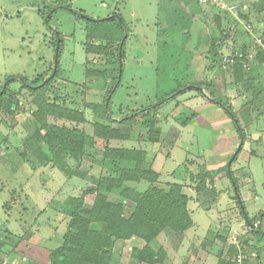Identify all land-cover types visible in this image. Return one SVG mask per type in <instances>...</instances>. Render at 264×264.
<instances>
[{"label": "rangeland", "instance_id": "obj_1", "mask_svg": "<svg viewBox=\"0 0 264 264\" xmlns=\"http://www.w3.org/2000/svg\"><path fill=\"white\" fill-rule=\"evenodd\" d=\"M241 1L228 0L229 3ZM250 3L253 19L264 22V0H250ZM59 4L70 8L50 10ZM78 12L92 20L118 13L123 21L116 17L97 24ZM217 14H220L219 7L203 5L199 0H0V90L9 78L17 76L6 86L0 109V264H42L37 259L43 260L47 252L36 250V261L30 260L24 248L31 247L24 243L47 250L59 247L70 220L69 200L96 185L102 175H118L123 168L133 167L130 162L104 159V145L98 142L91 155L69 159L67 168L71 172L53 162L42 164L25 148L26 138L37 130L33 115L38 109L33 103L36 93L29 87L51 79L54 70L57 76L47 87L50 101L82 111L84 119L49 116L50 122L91 133L94 123L117 126L118 121L136 116L133 123L121 126L130 138L111 140L110 144L146 148L149 155L145 167L160 173L155 185L165 189L174 182L183 185L190 197L189 207L195 223L187 232L193 231L190 238L195 243H203L205 239L213 241L219 234L227 238L228 244L237 240L248 256V264H264V240L255 247L245 243L253 235L235 198L237 192L226 168L229 156L221 158L217 154L221 153V144L239 141V133L234 126L225 129L224 121L219 129H211L207 121L197 119L195 110L202 108L204 101H210L206 100L210 94L226 101L230 82L235 87L233 109L242 122L245 139H241L243 150L232 163L231 171L240 187L245 210L254 219L264 211V124L258 118L248 124L258 115L256 97L262 92L249 82L250 78L240 82L235 71L232 76L233 67L226 70L215 67L214 62L220 57L213 47V38L216 35L224 40L222 33H226L229 23L222 14V27L218 28ZM88 31L98 36L105 33L121 41L128 36L124 58L118 59L116 42L88 40ZM226 35L231 38V34ZM237 36L240 39L241 35ZM87 42L106 44V50L100 54L86 52ZM231 45L232 41L226 42L223 49L230 52ZM195 83H201L203 88H192ZM114 87L116 91L109 104L110 96H107ZM242 87L250 89L255 99L240 100ZM174 90H177L175 97L156 110L155 106ZM150 106L153 108L146 115H135L136 110ZM217 107L222 111V107ZM105 108L116 123L101 117ZM208 113L207 116L219 121V115ZM155 119L163 135L161 142L153 145L144 139L149 136L148 124ZM207 172L211 175L201 189V175ZM131 185L144 191L151 184L141 181ZM117 192L111 194L112 201L121 200ZM93 201L94 195L85 196L86 207H91ZM263 217L262 213L258 215L255 227L261 224L264 229ZM98 227V224L92 225V228ZM180 234L166 229L150 246L155 252L160 248L170 250L180 242ZM16 245L21 246L19 252L13 250ZM145 245L146 241L137 236L117 240L110 264H148L132 256L134 248ZM215 250L216 253L219 248ZM169 256L166 264H176L178 258ZM231 257L234 261L235 254Z\"/></svg>", "mask_w": 264, "mask_h": 264}, {"label": "trees", "instance_id": "obj_2", "mask_svg": "<svg viewBox=\"0 0 264 264\" xmlns=\"http://www.w3.org/2000/svg\"><path fill=\"white\" fill-rule=\"evenodd\" d=\"M61 7L70 8V6L59 4L51 7L50 10L55 12ZM78 15L97 24L116 19L117 15L121 16L118 13H114L101 20H92L80 12H78ZM217 17V19H219V16ZM123 24L126 26L128 33L126 23ZM58 37L60 36L58 35ZM86 37L88 40L102 39L106 40L108 43L116 42L118 44V59L122 60L124 58V46L128 36L121 41L114 37H108L105 33H103L102 36H98V34L93 35V32L88 31ZM213 39V47L217 49L216 55L220 56L221 52L216 46L219 45L220 39ZM88 42L85 46L86 52H95L98 54L105 52L106 44L91 45L88 44ZM246 51V49L243 50V52ZM216 60H218V58ZM236 67L243 69L240 64L234 66V68ZM241 69L238 70L241 72ZM51 76L52 78L49 80L43 79L41 83H36V87H29L31 91L36 93L33 103L38 106V109L33 115L35 117L34 120L37 125V130L34 135L26 138L25 148L32 152L42 164L47 165L49 162H53L60 169L71 172L67 168L69 159H78V156L84 154L88 156L91 155V150L95 149L98 142L104 145L102 153L104 159L130 162L133 163V167L123 168L118 175H102L98 179L97 184L87 188L84 194L79 197L71 198L67 203L69 206V211L67 213L70 215V220L62 244L54 250H47L36 244L23 242L25 245L31 247L29 250L24 248L25 256H29L30 260L36 261L35 251L40 250L47 252L43 260L37 259V261L41 260V262H39L42 264H110L115 242L117 240H128L137 236L145 240L146 245L141 249L134 248L132 256L140 263L164 264L166 251L160 248L158 252H155L150 246V243L166 229H170L175 233H183L194 226L192 212L189 207L190 197L184 191L183 185L174 182L168 189L155 185V183L159 181L160 173L155 169L145 167L147 161L146 150L134 147L111 146V140L129 139V135L122 132L121 126L133 122L134 117H126L122 122H117V120L109 116L108 109L105 108L101 113V117L110 120L108 122H117V126L94 123L93 132L91 133H87L76 127L70 128L65 125L50 122L49 116L75 121H83L84 119L82 111L67 106L64 107L50 101L47 95V87L49 82L56 78L57 72ZM14 77L16 78L17 76ZM116 87H114L107 96V98L110 96L108 99L109 104L116 91ZM195 87L203 88V85L201 83H195L192 88ZM185 88H187V86ZM183 91L184 90H182V92ZM176 92L177 90H174L169 93V95L155 107L175 97ZM5 95L6 88L3 91L0 90V109L5 101ZM208 99L214 104L222 107L225 113L232 119L240 136L239 143L241 139L244 140L245 132L243 126L232 105L224 101V99L216 97L215 94L208 95ZM93 107L98 108V106ZM150 108H153V106L141 108L136 110L135 113L142 114L150 110ZM147 123H149V121ZM148 127L149 136L145 138L146 141L158 142L162 135V131L158 128L156 119L152 120V122L148 124ZM243 145L235 156V153H233L229 157V161L232 158V163L236 161L242 151ZM226 168H228L227 165ZM210 175V172L201 175V181L199 182L201 189H204V186L201 185H205ZM230 178L237 192L235 198L237 200L240 198L241 200V202L239 200L238 202L242 215H244V217L247 215L248 220L251 222H257L258 215L261 213L264 214V211H260L254 219L250 218L246 210V212H243L241 205H243L245 209L244 201L241 199L240 187L232 171ZM141 181H147L151 185L144 191H140L135 186L131 185L132 183ZM116 192L119 193L121 198V200L117 202L110 199L111 194ZM87 194L94 195V201L91 207H86L85 205V196ZM132 205L134 206L133 208ZM262 220H264V217ZM93 224H98L99 227L92 228ZM249 227L251 228L253 237L245 243L248 246L255 247V245L264 240V229L261 224L255 228ZM213 243L217 244L220 248V264H236L238 249L235 244H228L227 238L219 234H216L214 240L210 241L211 245ZM20 247V245H16L13 250L18 251L19 249L20 251ZM234 254L235 260L233 261L231 256H234ZM227 256H230L231 259L228 260Z\"/></svg>", "mask_w": 264, "mask_h": 264}, {"label": "crops", "instance_id": "obj_3", "mask_svg": "<svg viewBox=\"0 0 264 264\" xmlns=\"http://www.w3.org/2000/svg\"><path fill=\"white\" fill-rule=\"evenodd\" d=\"M243 1L244 0H242L241 2H243ZM255 1L258 2L259 0H255ZM252 10L253 9H252V6H251L250 14H251V19H252V21L254 23L255 19H253L254 15L252 14ZM221 15H222V13L217 14L216 17H215V19L217 20V22L219 24L218 28H221L222 27V23H223L222 20H221V17H220ZM217 16H219V19H217L218 18ZM223 19H224V17H223ZM255 22H256L255 26L258 29V31L261 32V33H264V22H262V21L258 22L256 20H255ZM226 28H227V25H226ZM224 29H222V32L224 31ZM222 34H223L222 36H223L224 40H222V38L221 39L217 38L216 35L214 36L215 39H220L219 45H216V46L221 52V55L219 56L220 58H218V61H215L214 64L216 62L217 63L219 62V60L221 59L222 54L230 53L233 50L232 49L230 52H228V50L223 49V46L225 45L226 42L232 41V44H233V45H231V46H233L232 48L241 47V48L246 49V50L251 49V45L249 43V39L245 35L240 34L241 35L240 39L238 38V36H236V39H233V37L231 36L232 34L230 33L231 34L230 36L232 38L231 39L230 37H228L226 35L227 33L224 32ZM225 40H227V41H225ZM215 67H217V66H215ZM218 69H220V68H218ZM238 69H241V68H239V67L234 68L233 67L232 70L230 71V74L233 76L232 73L236 72L235 73L236 74V79L237 80H241L240 82H242V81L244 82V80H246V79L248 80L250 78L251 80H249V82L254 84V85H257V88H260L259 90L262 92V93H260V96L257 98L255 95L253 96L251 94L252 92H250V89H248V88H250V86H248V88H245V87L241 88V91H240L241 98H240V100H245V101L246 100H250V99L254 100L255 99L254 97H256V99L258 100L257 103H256L257 105H255V106H257L258 115L255 116V117H252V119L249 120L250 122H249L248 125H250V123H252L255 120L254 118H258L260 121L262 120V124H264V70L261 69V67L259 65H254L252 70H250V71H246V70L241 69L242 71L240 72V70H238ZM230 84H229L230 86H228V89L226 90V96H225L226 99L225 100L229 104H231L232 107L235 109L236 99L234 97V92H233V91H235V87H233L231 82H230ZM227 97H228V99H227ZM206 100L209 101V99H206ZM204 103L205 104H202L203 105V107H202L203 109L201 107L195 109L197 114H198L197 115L198 116L197 119L199 121H201V120L202 121H207V123L210 124L211 129L213 128L214 130L219 129V127H220L219 124H222L221 121H224V123L227 124V126H225V129H231L234 126V123L232 122V120H229L228 118H226L224 116V113H223L224 109H222V111H221L217 107L218 105L212 104V103H210V101L209 102H207V101L205 102L204 101ZM161 107H162V105L158 106L156 110H159ZM214 107H215V109H214ZM204 110H206V112H204ZM254 110H256V107L254 108ZM208 112H213V114L216 113V115H219V121H218V119L216 117L207 116ZM142 114L146 115L147 113H142ZM208 114L210 115L211 113H208ZM135 115H137V114H135ZM134 120H136V116L134 117ZM190 123H191V121L186 123L185 126L190 124ZM195 124L196 125H200L199 122H197ZM241 124H242V122H241ZM159 128H160V126H159ZM160 130H162V129L160 128ZM162 135H163V131H162ZM162 135H161V137H162ZM161 137H160L159 141L161 140ZM144 140L146 141V139H144ZM235 140H233L231 143L230 142L227 143L226 145L224 144L223 146L221 144L219 146L221 148V149L219 148V151L221 153H217L218 156L221 157V158H227L228 156L230 157L233 153H235L236 150H237V146L239 144V141H235ZM159 141L155 142V143L153 142V145L159 143ZM147 142H149V141H147ZM134 148L146 150L147 157H148L149 152H148V150L146 148H143V147H134ZM194 226H195V223H194ZM188 231H189V229L187 231H185V232L180 234L182 236V238H181L180 242L178 243V245L176 247H171L170 250H168L166 248V250H165L166 251V257L167 256L170 257L169 255L171 254L172 257L175 256L176 258H178L176 264H220L219 263V251H220L219 246L217 244H215V243H213L211 245L210 241L212 239H205L203 241V243H201V242H196L195 243L194 240H192L190 238L192 236L191 233L193 231L191 233L187 234ZM197 244H199V248H196ZM211 246H213L212 249H210ZM215 247H217V250L219 248V250L216 253L214 252V251H216ZM208 249H209V251L206 252V250H208ZM201 252H202V254H201ZM165 260H166V258H165ZM166 262L164 261V264H166Z\"/></svg>", "mask_w": 264, "mask_h": 264}, {"label": "built area", "instance_id": "obj_4", "mask_svg": "<svg viewBox=\"0 0 264 264\" xmlns=\"http://www.w3.org/2000/svg\"><path fill=\"white\" fill-rule=\"evenodd\" d=\"M203 5H215L219 7L220 13L225 15L227 21V34H232L233 39L239 34L245 35L249 39L251 49L243 52V48L234 47L230 53L222 54L219 62L215 63L220 69L226 70L236 65H242L246 71L252 70L254 65H259L264 70V33L256 28L251 19L250 0L243 2L229 3L228 0H199ZM234 244L238 248L236 264H247L248 256L243 252V248L237 240Z\"/></svg>", "mask_w": 264, "mask_h": 264}, {"label": "water", "instance_id": "obj_5", "mask_svg": "<svg viewBox=\"0 0 264 264\" xmlns=\"http://www.w3.org/2000/svg\"><path fill=\"white\" fill-rule=\"evenodd\" d=\"M117 18L122 22V17H121V16L117 15ZM58 54H59V37H58V46H57V56H58ZM56 65H57V60H56ZM55 72H56V71L54 70V73H55ZM54 73H53V74H54ZM13 78H14V77H11V78H9V79L6 81L5 86H4V89H5L6 86H7V85L13 80ZM4 89H3V90H4ZM3 90H2V91H3ZM242 145H243V142H240V144H239V148L236 150L234 156L237 154L238 150L242 147ZM232 160H233V158H232V159L228 162V164H227L229 176H231V169H230V166H231ZM238 200L241 202L240 198H239ZM241 207H242V209H243V212H246L245 209L243 208V205H241ZM245 217H246V219H247V222H249V224L251 225V227H255V226H256L255 223H253V222H251V221L248 220V216H247V215H245Z\"/></svg>", "mask_w": 264, "mask_h": 264}]
</instances>
